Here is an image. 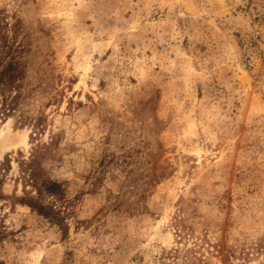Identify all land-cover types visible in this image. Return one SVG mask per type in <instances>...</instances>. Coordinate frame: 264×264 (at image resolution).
<instances>
[{
    "label": "rangeland",
    "instance_id": "374dc122",
    "mask_svg": "<svg viewBox=\"0 0 264 264\" xmlns=\"http://www.w3.org/2000/svg\"><path fill=\"white\" fill-rule=\"evenodd\" d=\"M0 44V264H264V0H0Z\"/></svg>",
    "mask_w": 264,
    "mask_h": 264
},
{
    "label": "trees",
    "instance_id": "16d2710c",
    "mask_svg": "<svg viewBox=\"0 0 264 264\" xmlns=\"http://www.w3.org/2000/svg\"><path fill=\"white\" fill-rule=\"evenodd\" d=\"M4 45L0 44V49L2 48L0 50V115L2 116L8 115L14 109L20 96V80L23 78V66L17 57L18 50L12 45L8 46L6 50ZM38 158V154H33L28 162L21 161L22 167L25 163L22 171L26 173V170L29 169L25 180L26 184L34 187L35 193H32V189L29 191L25 190L22 196H15V200L28 204L38 213L64 227L63 216L60 214L61 209L55 206L54 203L46 201L44 196L46 194L62 198L64 189L58 181L42 176ZM1 184L2 178L0 176V186ZM2 195L0 192V197Z\"/></svg>",
    "mask_w": 264,
    "mask_h": 264
},
{
    "label": "bare ground",
    "instance_id": "6f19581e",
    "mask_svg": "<svg viewBox=\"0 0 264 264\" xmlns=\"http://www.w3.org/2000/svg\"><path fill=\"white\" fill-rule=\"evenodd\" d=\"M0 131H1V130H0ZM4 134H5V133H4ZM10 135H11V134H10ZM8 136H9V135H8ZM11 136H12V135H11ZM14 136H15V135H14ZM14 136H13V137H14ZM16 137H18V136H16ZM16 137H14V138H16ZM19 137L21 138V136H19ZM19 137H18V138H19ZM26 137H27V136H26L25 132H23V136H22V138H21L20 141H25V138H26ZM7 138L9 139V137H7ZM0 139H1V138H0ZM1 140H2V139H1ZM3 140H5V136H3ZM17 140H18V139H17ZM3 142H4V141H3ZM5 142H6V140H5ZM12 142H13V140H12ZM12 142H11V139H9L8 142L5 143V145L10 146ZM0 143H1V142H0ZM5 145H4V146H5ZM13 145H14V144H12V146H13ZM4 146H3V148H4ZM12 146H11V147H12ZM13 147H14V146H13ZM3 148H2V149H3ZM6 148L9 149V147H6Z\"/></svg>",
    "mask_w": 264,
    "mask_h": 264
}]
</instances>
